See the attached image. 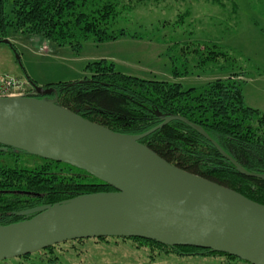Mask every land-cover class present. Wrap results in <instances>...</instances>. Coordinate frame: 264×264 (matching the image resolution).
I'll use <instances>...</instances> for the list:
<instances>
[{
	"label": "trees",
	"instance_id": "1",
	"mask_svg": "<svg viewBox=\"0 0 264 264\" xmlns=\"http://www.w3.org/2000/svg\"><path fill=\"white\" fill-rule=\"evenodd\" d=\"M6 1L0 0V42L7 38V30L12 29L78 50L87 41L102 43L125 36L138 38L139 35L129 34L120 27V20L126 11H137L145 0H12L10 12L5 13ZM166 1L184 3L187 0H151L150 4L159 6ZM222 1L210 0L223 6ZM189 15L190 11L182 12L179 21ZM170 50L174 80L191 75L197 67L211 69L214 62L229 57L214 43H175ZM87 69L89 76L81 81L46 86L57 91L59 105L124 135L149 132L168 116L183 117L202 128L248 173L264 175V112L245 104L242 94L245 81L241 79L244 73L216 77L199 87L183 89L178 82L124 74L106 60L92 62ZM139 143L183 171L264 205V179L240 174L209 141L183 122L171 121ZM111 190L103 182L64 162L11 148L0 151V225L28 219L31 216L23 217L18 213L41 205ZM104 239L112 238L96 240ZM130 239L178 257H224L248 264L209 250ZM85 240L89 239L67 241L18 259L20 264H56L59 260L55 253L57 246Z\"/></svg>",
	"mask_w": 264,
	"mask_h": 264
},
{
	"label": "water",
	"instance_id": "2",
	"mask_svg": "<svg viewBox=\"0 0 264 264\" xmlns=\"http://www.w3.org/2000/svg\"><path fill=\"white\" fill-rule=\"evenodd\" d=\"M30 85L35 96L0 98V151L11 148L64 162L112 190L18 213L31 217L0 225V261L67 241L137 238L168 247L222 253L248 264H264V205L169 164L139 140L171 121H180L209 141L240 174L260 179L264 175L248 173L202 128L183 117L168 116L149 132L124 135L59 105L54 88ZM21 134L38 143H57L70 155H39L10 143ZM127 138L143 148L157 167L142 157ZM167 172L193 192L175 185Z\"/></svg>",
	"mask_w": 264,
	"mask_h": 264
},
{
	"label": "rangeland",
	"instance_id": "3",
	"mask_svg": "<svg viewBox=\"0 0 264 264\" xmlns=\"http://www.w3.org/2000/svg\"><path fill=\"white\" fill-rule=\"evenodd\" d=\"M150 2L145 0L137 11H126L120 20V27L138 38L87 41L78 50L38 35L7 30L8 42H0V73L18 78L28 74L37 87L47 89L49 85L81 81L89 76L90 63L106 60L124 74L174 81L187 89L242 72L245 104L264 112V0H224L223 6L210 0L166 1L159 6ZM11 3L12 0L5 2V13L10 12ZM184 11H190V15L179 21ZM188 42L214 43L229 57L214 62L211 69L197 67L191 75L174 80L170 48L175 43ZM31 95L35 92L31 91ZM55 253L59 257L56 264H243L224 257H178L132 239L65 243L57 246ZM20 263L18 258L0 261Z\"/></svg>",
	"mask_w": 264,
	"mask_h": 264
},
{
	"label": "bare ground",
	"instance_id": "4",
	"mask_svg": "<svg viewBox=\"0 0 264 264\" xmlns=\"http://www.w3.org/2000/svg\"><path fill=\"white\" fill-rule=\"evenodd\" d=\"M129 143H131L135 149L139 152V154L144 157L149 163H151L153 166L157 167L156 163L151 159L149 154L141 147L136 146L132 139L127 138L126 139ZM10 143L21 147L27 151H30L35 154L39 155H48L53 157H59V158H66L68 155H70V152L62 147L61 145L57 143H38L35 141H31L27 134H21L18 139H12L10 140ZM168 176L170 180L175 184L181 187L183 190H185L188 193H192L193 191L185 185L178 177L175 175L168 173Z\"/></svg>",
	"mask_w": 264,
	"mask_h": 264
},
{
	"label": "built area",
	"instance_id": "5",
	"mask_svg": "<svg viewBox=\"0 0 264 264\" xmlns=\"http://www.w3.org/2000/svg\"><path fill=\"white\" fill-rule=\"evenodd\" d=\"M31 91L33 92V89L24 78L7 73L0 74V98L30 97Z\"/></svg>",
	"mask_w": 264,
	"mask_h": 264
},
{
	"label": "crops",
	"instance_id": "6",
	"mask_svg": "<svg viewBox=\"0 0 264 264\" xmlns=\"http://www.w3.org/2000/svg\"><path fill=\"white\" fill-rule=\"evenodd\" d=\"M0 74H2V73H0ZM22 77H23V76H22ZM25 77H29V78H30V76H29L28 74H25ZM25 77H24V78H25Z\"/></svg>",
	"mask_w": 264,
	"mask_h": 264
}]
</instances>
